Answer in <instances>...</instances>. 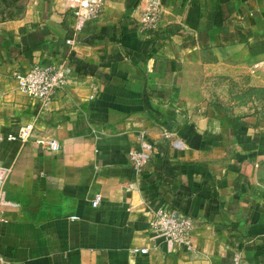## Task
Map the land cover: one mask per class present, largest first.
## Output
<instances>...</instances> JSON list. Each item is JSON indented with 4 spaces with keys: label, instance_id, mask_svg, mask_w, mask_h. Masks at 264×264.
<instances>
[{
    "label": "crops",
    "instance_id": "crops-1",
    "mask_svg": "<svg viewBox=\"0 0 264 264\" xmlns=\"http://www.w3.org/2000/svg\"><path fill=\"white\" fill-rule=\"evenodd\" d=\"M148 2L105 0L70 49L68 0H0L3 264H232L236 253L264 264V114L227 116L183 92L205 53L264 58V0H157V26L143 30ZM61 57L69 82L47 105L20 89L31 65ZM141 140L153 151L136 175ZM160 206L193 219L192 251L154 236Z\"/></svg>",
    "mask_w": 264,
    "mask_h": 264
},
{
    "label": "built area",
    "instance_id": "built-area-1",
    "mask_svg": "<svg viewBox=\"0 0 264 264\" xmlns=\"http://www.w3.org/2000/svg\"><path fill=\"white\" fill-rule=\"evenodd\" d=\"M71 13L74 18L72 33L65 38V43L70 49L76 44L77 36L85 23L97 18L104 6L105 0H68ZM160 5L157 0H149L147 9L140 19V26L143 30L155 28L158 22V12ZM70 67L68 57H61L54 62L43 65L33 64L22 75L20 89L29 97L34 98L47 105L55 96L57 91L63 89L69 82ZM92 97V96H91ZM31 124L21 127L18 138L27 140L31 136ZM13 139L14 137H9ZM41 145H47L49 148L56 149L57 143L52 139L38 138L36 140ZM179 145V142L175 143ZM152 143L147 140H141L137 148L129 151V160L131 167L136 175H139L148 165L152 156ZM9 167L0 165V208L7 203L5 198V181L9 174ZM92 206L99 204V198L94 197L91 201ZM149 228L155 237L164 239L169 250L174 247H184L192 251L191 233L193 229V219L185 214L168 210L164 206L156 207L150 210ZM73 219L76 217L73 216ZM4 218L0 211V222ZM136 252L147 253V248H136ZM3 257L0 255V264H3ZM232 264H245L240 253H236Z\"/></svg>",
    "mask_w": 264,
    "mask_h": 264
},
{
    "label": "rangeland",
    "instance_id": "rangeland-1",
    "mask_svg": "<svg viewBox=\"0 0 264 264\" xmlns=\"http://www.w3.org/2000/svg\"><path fill=\"white\" fill-rule=\"evenodd\" d=\"M183 90L227 116L235 111L264 114V58L218 62L205 53L187 65Z\"/></svg>",
    "mask_w": 264,
    "mask_h": 264
}]
</instances>
